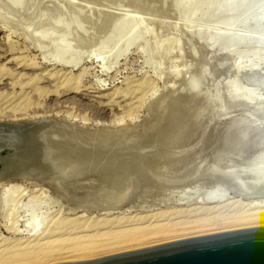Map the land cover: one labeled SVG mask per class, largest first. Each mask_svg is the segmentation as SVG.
Returning <instances> with one entry per match:
<instances>
[{
	"label": "rangeland",
	"instance_id": "obj_1",
	"mask_svg": "<svg viewBox=\"0 0 264 264\" xmlns=\"http://www.w3.org/2000/svg\"><path fill=\"white\" fill-rule=\"evenodd\" d=\"M106 1L0 0V120L69 118L63 141L68 143L77 163L82 164L145 161L156 146L165 121L161 105L169 104L170 96L186 88L193 71L200 69L199 60L205 53L202 46L193 44V26L189 30L184 24L177 0H168L163 7L152 5L151 9L148 4L153 0H137V3L108 0L111 1L108 8ZM80 5H84L87 18L79 17ZM125 16L141 17L142 23L127 40L124 35L118 37L115 51L119 56L115 61L107 59L108 68L103 69L96 54L108 47V40L115 37L112 25ZM218 53L213 55L212 63L220 67L213 66L208 71V80L198 92V122L202 125L206 120L204 129L197 131L194 138L192 134L183 143L175 144L186 150L181 154L187 155L188 161L177 170L156 171L146 167L145 171L155 181L147 185H136L132 178L115 177L107 172L99 174V181L89 187L84 186L87 180H82L84 187L80 183L75 187L70 182H58L55 172L49 185L16 180L22 188L14 190L0 184L1 234L12 236L4 225L20 226L31 217V208L27 205L31 188L38 190V200L33 202L36 215L48 219L57 212L68 217L82 215L97 219L108 214L129 216L163 210L177 205L180 198L184 202L192 201L194 191L204 194L211 188L223 193L227 200L236 199V204L244 208L264 205V178L253 182L241 171L264 172L261 150L246 151L258 157L243 165L241 156L218 155L222 133L214 140L208 136L213 129L226 125L229 118L245 114L244 109L236 107L221 113L222 103L235 100L233 80L253 70L264 79V68L256 58ZM80 57L76 67L68 64ZM240 93L243 99L251 96L264 100V90L259 88L257 95ZM261 120L256 117V121ZM193 156L197 163L203 162L202 170L209 175L193 177ZM68 162L76 165L59 150L56 165L64 168ZM262 224L264 221L220 227L223 229L213 233ZM173 240L177 239L120 247L86 257ZM69 260L72 259H59L55 263Z\"/></svg>",
	"mask_w": 264,
	"mask_h": 264
},
{
	"label": "bare ground",
	"instance_id": "obj_2",
	"mask_svg": "<svg viewBox=\"0 0 264 264\" xmlns=\"http://www.w3.org/2000/svg\"><path fill=\"white\" fill-rule=\"evenodd\" d=\"M134 3H137V0H134ZM152 3L148 4L150 9L156 4L163 7L168 0H153ZM176 4L184 24L189 30H192L193 26V44L198 43L205 53L199 60L200 69L193 71L192 79L186 88L170 96L169 104L161 105V112L166 117L156 146L149 151L145 161L132 159L122 164L104 161L91 165L77 163L72 150L66 145L68 143L62 140L60 150L64 156L76 162V165L68 162L63 168L55 163L56 171L53 170V173L57 174L58 182H70L75 187L80 183V187H89L99 181V174L107 172L115 177L132 178L136 185L153 184L155 181L147 170L145 171L146 167L156 171L177 170L188 157L181 154L186 150L175 144L183 143L192 134L194 138L197 131L204 129L206 120L202 125L198 122V92L208 80V71L212 70L213 66L220 67L219 64L212 63L213 55L218 52L220 55L234 53L238 58H256L257 63L264 68V0H177ZM105 6H111V1L107 0ZM104 12L107 13L108 9ZM77 13L80 18H87L84 5L77 7ZM141 20V17L125 16L112 25L115 37L108 40L106 49L96 54L103 69L108 68L107 59L115 61L119 56V52L115 51L119 44L118 37L124 35L127 40L133 36L140 27ZM196 26L197 28H194ZM188 46L192 47V41ZM80 60L81 57L68 61V64L74 68ZM232 86L236 93L235 100L222 103L221 113L236 107L241 111L244 109L245 114L229 118L226 125L213 129L208 136L214 140L222 133L218 155L224 153L232 157L241 156L242 164L248 165L258 155L246 151L253 152L259 148L264 157V100H255L251 96L243 99L239 94L246 91L257 95L258 88L264 90V79L255 75L253 70V73L247 76L236 77ZM256 117L263 120L258 122ZM193 159V177L208 174L202 170L203 162L197 163L196 156H193ZM223 165L221 163V166ZM241 171L253 182L264 178V172L254 173L244 169ZM82 180L88 182L83 186ZM0 184H6L7 189L22 188V184L15 179L0 180ZM193 193L195 195L192 201L188 200L186 203L184 198H180L182 200L177 205L163 210L137 212L129 216L108 214L97 219L84 218L82 215L68 217L57 212L48 219L36 215L33 202L38 200V190L31 188L30 202L27 204L31 208V217L20 226L16 223L4 225V228L13 233L12 236H5L0 232V264H52L59 259L75 260L120 247L142 246L170 238L182 239L213 233L223 229L220 227L264 221V205L241 207L236 204V199L227 200L223 193L214 188L206 190L204 194L197 191Z\"/></svg>",
	"mask_w": 264,
	"mask_h": 264
},
{
	"label": "water",
	"instance_id": "obj_3",
	"mask_svg": "<svg viewBox=\"0 0 264 264\" xmlns=\"http://www.w3.org/2000/svg\"><path fill=\"white\" fill-rule=\"evenodd\" d=\"M68 119L0 120V180L49 185ZM52 264H264V224Z\"/></svg>",
	"mask_w": 264,
	"mask_h": 264
}]
</instances>
